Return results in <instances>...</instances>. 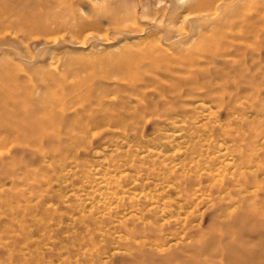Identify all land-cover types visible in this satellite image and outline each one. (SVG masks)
Listing matches in <instances>:
<instances>
[{"label":"rangeland","instance_id":"obj_1","mask_svg":"<svg viewBox=\"0 0 264 264\" xmlns=\"http://www.w3.org/2000/svg\"><path fill=\"white\" fill-rule=\"evenodd\" d=\"M20 1L11 0V5L17 9L15 17ZM100 1L88 0L87 5L83 2L73 13V9L60 15L51 13L56 19L54 25H50L51 33L35 30L31 22L18 21L8 37V44L0 37V264H164L165 260L156 253L157 250L165 252L168 247H173L175 252L187 247L222 246L229 241L228 236L232 238L244 232L251 233L250 244L263 242L253 226L238 233L241 221L218 216L225 205L219 199L205 197L202 207L187 222L184 220L186 209L179 216L177 205L171 208L173 216L161 210L154 213L152 209L157 206L163 209L166 200L178 205L183 202L180 193L174 191L175 176L184 172L190 175L189 170L199 159L198 150L206 157L220 155L218 146L223 145L225 135L221 127L232 130L233 126H240L241 133L249 127V137L258 139L257 146L261 148L260 153H264V35L261 36L263 43L255 49L251 48L250 40L238 41L236 54L209 66L206 58L199 59L198 64L208 66L206 71L212 78L211 84H215V93L227 87L232 97H236L237 108L224 109L216 119L210 120L205 116L208 112L194 103L195 111L189 110L184 115L181 112L173 118L177 120L175 124L155 115H146L142 120L137 117L133 121L130 111L139 102L127 97L123 89L125 82L119 79L138 71L119 69L124 40L117 41L116 36L107 38L104 31L91 30L83 34L77 27L87 22L73 16L81 14L87 18L95 7L103 8ZM126 1L139 5V11L157 5L154 0ZM168 4L165 0L157 6ZM59 22L68 28L59 29ZM32 27L34 33L31 34ZM88 34L95 35L90 39ZM85 38L87 42L83 44ZM176 71L172 73L173 78H190L189 73ZM140 72L150 76L149 71ZM198 77L199 83H203L204 78ZM159 78L161 83L168 84L165 76ZM145 92L155 95L153 87ZM206 97L205 103L217 111L219 108L213 98ZM143 103L150 106L147 99ZM52 109L56 111H50ZM63 109L64 112L57 113ZM105 109L113 115L103 117ZM229 110L235 112L234 115H227ZM118 115L124 118L122 124L115 120ZM228 120L234 123L226 127ZM254 152H257L255 148ZM227 159L224 161L230 160ZM165 172V177L173 173L172 180L158 181V175ZM263 178L262 173L258 179ZM250 189L257 193V197L251 196V201L264 199V192H258L256 187ZM200 223L201 228L195 227L189 232L190 238L181 237L184 224L192 228ZM226 233L233 236H221ZM160 236L168 239L163 248L142 243ZM136 242L139 243L136 245ZM39 255L46 260L42 261Z\"/></svg>","mask_w":264,"mask_h":264},{"label":"bare ground","instance_id":"obj_2","mask_svg":"<svg viewBox=\"0 0 264 264\" xmlns=\"http://www.w3.org/2000/svg\"><path fill=\"white\" fill-rule=\"evenodd\" d=\"M89 1L92 2L94 0H89ZM154 1L158 5L165 0H154ZM166 1L169 2L168 5H161V6L156 5L153 8H150V6H148L149 8L143 7L142 11H139L138 10L139 5L134 6L133 4H131L132 2L128 3L126 0H102L100 1V4L103 8L98 9L97 7H95L91 11V14L87 16V18H83L81 14L79 15V17L73 15L74 18L76 19L79 18L81 19L82 22L83 20L87 22V24L83 22L86 26L83 24L84 26L81 27L80 25V28L77 27V29L81 30L80 32L83 34L91 30H96V32L104 31L106 33L105 35L107 38L116 36L117 41L121 39L124 40L123 42L125 49L123 48L124 53L119 62L120 63L119 69L122 68L123 71L124 70L138 71V74L131 76L126 75L125 78L121 77L119 79V81L125 82L123 89L124 92H126L127 97L130 99H134V98L138 99L137 101L139 102V105L138 106L135 105L132 111H130V118L133 121H136L137 117L141 119L146 115L148 116L155 115L157 117L163 116L165 117L168 123L175 124L177 120H173V118H176L175 116L179 115L181 112L183 113L181 115H184L189 113L190 112L189 110L195 111L196 109L195 106L192 107L194 103L198 108H201L202 110L204 109L208 112L205 116H208V119L210 120L216 119L224 109H226L227 111V108L228 109L237 108L236 97H232V94L229 93L227 87L222 89L220 93H215V89L213 86L215 84L213 85L211 84L212 78L208 76L209 71H206L207 69L206 67L213 64L216 60L226 59L228 56L236 54L239 51V48L237 47L238 41L250 40L252 42V45L250 46L253 49H255L259 45V43L260 44L263 43V42L261 43L262 41L261 36L263 37L264 35V0H184L183 3H177L175 2V0H166ZM83 2H84L83 0H21L18 3L20 4L18 8L19 12L16 13L17 16L15 17V12L17 9L16 7H13V5H11V0H0V37L4 40L5 43L8 44L7 42L8 37L12 31V28L15 26V24H17L18 21L21 22L22 24L31 22L34 24L35 30H41L43 31L42 33L47 31L51 33L53 29L50 27V25L52 24L54 25V22L56 20L54 19L55 17L52 18L50 16L51 13H53V16L55 14L60 15L62 12L67 11L69 9L71 11L73 9L72 11L73 13L75 12V10L78 11L84 3L86 4V2H88V0L84 3ZM13 16L15 18H13ZM77 24L80 23H78L77 21ZM59 25H60L59 29L68 28L63 22L62 23L59 22ZM71 25L72 24L70 23V26L69 25L68 26L71 27ZM24 26L26 25L24 24ZM56 27H58V25ZM34 29L32 27V30L30 32L31 34L34 33L33 32ZM69 29H73V28H69ZM37 32L38 33L36 34H39V31ZM30 33L28 32V34ZM90 34H88L87 37L91 39L95 34L92 35ZM86 38L82 42L83 44H86L88 39ZM94 46H96L95 43ZM82 47L84 48L85 46L83 45ZM200 58H204V59L206 58L205 63L208 66L207 65L201 66L200 64H198ZM116 63L118 64V62ZM112 64L114 63H111V65ZM9 67L8 69H11V67L10 68ZM176 70L177 71L180 70L179 72L181 73L182 72L189 73L190 78H186V79L173 78L172 73ZM181 70H185V71H181ZM140 71H147V72L149 71L148 73L150 74V76H145V74ZM158 71L162 73V75L157 73ZM161 76L162 77L165 76L168 79V84L164 85L163 83H161V79L159 78ZM198 76H202L204 78L203 83L202 82L199 83ZM151 87H153L155 90V95L153 96H149L145 92V89L147 88L149 89ZM120 91H122V89ZM206 96H210L211 98H213L214 102H216V105L219 108V109L217 108L218 109L217 111H213L212 108L205 103L206 100L204 98H207ZM10 99L13 98L11 97ZM145 99H147V101L149 102L148 103L150 104L149 107L143 105ZM198 101L200 102L198 103ZM99 104H101V102ZM46 106L47 105L45 104L44 107ZM103 106L104 105H102V107ZM92 107L95 108V106ZM178 109H181V111L179 112ZM64 110L65 109L57 113L59 114L61 112H64ZM50 111L54 112L56 110L52 109ZM35 112L36 111H34L33 113ZM53 112L50 113L54 115ZM234 113L235 112L230 111L227 113V115L229 116L234 115ZM109 114L113 115L111 112L110 113L108 112V109L107 110L105 109L103 117L106 118L107 116H110ZM127 114L128 113L126 112L125 115L127 116ZM101 115L103 114L101 113ZM5 116L8 118L7 115H4V117ZM241 116L242 115H239L238 117ZM115 118H116L115 120L118 123L119 122L121 123L124 120V118L121 117L120 115H118ZM125 121H127V119ZM193 121H195V118ZM18 122H22V121L18 120ZM232 122H233L232 120H228V122H226V127H228ZM16 125L18 124H15V126ZM129 125H131V122ZM221 128L222 130L224 129L225 135L223 134L224 135V138L222 139L224 141L223 145L218 146L219 148L218 153L220 155L218 154L219 156L206 157L202 155L203 153H200L201 150H198L196 153L197 155L199 154V157H197L199 159L197 164L195 163L196 164L195 167L194 168L191 167V169L189 170L190 175L187 172H184L185 173V174L183 173L184 175L183 174H180L179 176L174 175L175 176L174 180H177L175 184H173V186L175 187L174 191L180 193L179 198H182L183 202L180 203V205H178L173 200H169V201L166 200V202H164L163 209L162 208L160 209V207L157 206L152 210L154 213H158L161 210L162 212L164 211L165 213H168L171 216H173L174 213L171 210V208L173 206L176 207L177 205V207L180 208V212L177 214L179 216H181L183 211L186 209L184 213L186 215L184 220L185 222H187L188 218L195 215L196 210H198L199 207L203 205L207 197L219 199V201L221 200L220 202L225 203V205L224 207L221 208V213H219L218 216L222 217L225 215L229 217L231 220L235 218L237 219V221L238 220L241 221L242 224H239L237 226L238 233H242L243 229H245L246 231L249 226H253L254 228L257 229V231L261 235L263 242L256 243L254 245L250 244L251 243L250 241H252L249 240V238L251 237L250 236L251 233L244 234L245 233L244 232L232 238L231 236H228L229 241L227 240L228 242L226 241L225 245L222 246H214V247L199 246L197 248L187 247L185 249H181L179 245L181 250L179 251L176 250L175 252L173 250V247H168L167 249L164 248L166 250L165 252L163 250L162 251L157 250L158 253H156L157 254L156 256L160 257L161 260H165L164 264H264V199L257 200L255 198L257 201H254L253 199H252L253 201L250 200L251 196L257 197V193H253V191H251L250 188L256 187L258 192L261 191L264 192V186H263L264 178L261 181L258 179L260 174L262 173L264 174V166H263L264 153L263 154L260 153L261 148H258L257 146L258 139L252 140L249 137L248 135L249 133L248 131L250 130L249 127L248 128L246 127L247 130L243 131L242 133L241 131H238L239 128L241 129L240 126H236V127L233 126L232 130H225L226 128L223 127ZM5 131L2 130V132L4 133ZM27 132L28 130L27 131L25 130V133ZM256 134L259 136L258 132ZM216 137H218V135ZM254 148L257 150V152H254ZM221 150H224V152ZM207 155H209V152L207 153ZM220 158H223L224 160L228 158L227 160L230 159L231 161L230 160L224 161L221 160ZM219 159L223 162H220ZM194 160L195 159L193 157L192 161ZM205 161L207 164H204ZM181 169L183 170V167ZM167 171L169 170L167 169ZM174 172L176 171L174 170ZM165 174L166 172L163 173L162 175L159 174L158 181L167 182L169 180H172L171 174L173 175V173H171L170 176L167 177L164 176ZM152 197L153 195L150 197V199H152ZM178 221H181V219L179 218ZM150 222L151 221H149V223ZM96 223H98V221ZM201 223L192 226V228L190 227L191 229L186 227L187 225L184 224L182 226L183 227L182 232H180L181 234L183 233V236L181 237L182 238L187 237L189 232L193 230L195 227L201 228ZM127 230L129 229L127 228ZM91 232L93 233V231ZM235 232L236 231H234V233ZM229 234L232 235L231 233H226V234H221V236L229 235ZM172 235L175 236L176 234H172ZM193 238H195V236ZM198 242H200V240ZM137 243L139 242H136L135 244L137 245ZM142 243L143 245L148 243L163 248L168 244V239L164 237L162 238V236H160L154 240L152 239L147 241L144 240ZM189 243L190 242H188V244ZM97 244L99 248H101L99 243ZM86 245L88 246V244ZM129 249L130 251H132L131 248ZM39 257H41V255H39ZM138 257L139 256H137V258ZM26 260L28 259H25V261ZM44 260L46 259L44 258ZM89 262H91V260H89ZM36 263H39V261Z\"/></svg>","mask_w":264,"mask_h":264}]
</instances>
